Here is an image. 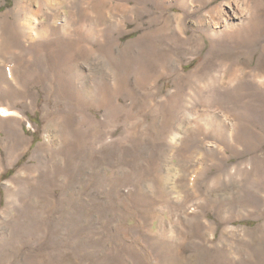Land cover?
Masks as SVG:
<instances>
[{"label":"rangeland","instance_id":"374dc122","mask_svg":"<svg viewBox=\"0 0 264 264\" xmlns=\"http://www.w3.org/2000/svg\"><path fill=\"white\" fill-rule=\"evenodd\" d=\"M263 105L264 0H0V264H264Z\"/></svg>","mask_w":264,"mask_h":264},{"label":"bare ground","instance_id":"6f19581e","mask_svg":"<svg viewBox=\"0 0 264 264\" xmlns=\"http://www.w3.org/2000/svg\"><path fill=\"white\" fill-rule=\"evenodd\" d=\"M190 2H191V0H190ZM200 6H201V5H200ZM201 7H202V6H201ZM201 7H200V8H201ZM184 13H185V12H184ZM178 20H180V19L178 18ZM180 21H181V20H180ZM26 23L29 24L28 26L33 25V19H31V18L27 19V20H26ZM233 31H234V30H233ZM241 73H242V72H241ZM239 75H240V74H239ZM235 79H237V78H235ZM240 79H241V78H240ZM232 81H233V78H232V76H231V77H230V80H229V83L232 82ZM220 83H221V82H220ZM263 106H264V105H263ZM249 110H250V112L253 113L257 118L260 117V120H263V119H264V107H263V108H262V107H261V108H260V107H259V108H256V107H255V108H254V106H253V107H250ZM246 111H247V110H246ZM0 113L3 114V115L6 114V116L9 115V114H7V113H8L7 109H4V108L0 109ZM263 128H264V127H263Z\"/></svg>","mask_w":264,"mask_h":264}]
</instances>
